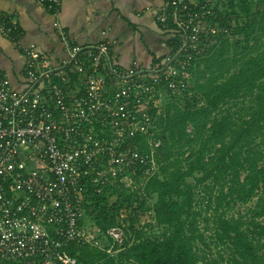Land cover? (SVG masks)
Wrapping results in <instances>:
<instances>
[{
	"label": "built area",
	"instance_id": "built-area-1",
	"mask_svg": "<svg viewBox=\"0 0 264 264\" xmlns=\"http://www.w3.org/2000/svg\"><path fill=\"white\" fill-rule=\"evenodd\" d=\"M55 16L62 0H37ZM217 0H169L157 14L178 41L172 51L144 68L117 64L112 43H75L58 20L67 58L60 66L35 43L24 45L28 88L13 89L0 73V257L22 264H80L72 246L107 253L124 231L111 226L104 247L94 226L82 224L84 192L101 193L110 184L132 188L143 169L147 180L159 170L163 146L158 127L168 96L191 83L196 56L230 35L234 22L220 18ZM0 32L19 39L5 20ZM17 42V41H16ZM143 140L146 150L132 145Z\"/></svg>",
	"mask_w": 264,
	"mask_h": 264
},
{
	"label": "trees",
	"instance_id": "trees-1",
	"mask_svg": "<svg viewBox=\"0 0 264 264\" xmlns=\"http://www.w3.org/2000/svg\"><path fill=\"white\" fill-rule=\"evenodd\" d=\"M216 2L217 20L233 21L234 27L230 35L192 60L190 87L170 96L166 116L157 122L163 140L157 156L159 170L143 184L144 193L155 194L156 201L147 208L142 194L118 183L101 193L87 185L85 216L89 213L93 226L104 232L121 227L125 238L115 241L116 255L98 247H70L80 264H199L204 260L197 251L198 242H204L202 213L194 206L195 183L189 178H197L199 184L213 180L220 187L227 179L226 196L241 201L253 197L256 190L264 193V0ZM228 102H234L237 112L222 109ZM240 102L246 107H240ZM132 145L147 149L143 140ZM187 145L192 146L190 151H182ZM122 208L129 212L126 228L116 220ZM147 210L153 211L154 223L163 228L159 234H148L147 227L140 226V216ZM81 222L85 225V218ZM203 222L206 227L211 220L205 216ZM215 224V239L229 246L227 264H264L259 245L239 219L219 217ZM254 225L264 236V224ZM0 264L22 263L0 257Z\"/></svg>",
	"mask_w": 264,
	"mask_h": 264
},
{
	"label": "crops",
	"instance_id": "crops-1",
	"mask_svg": "<svg viewBox=\"0 0 264 264\" xmlns=\"http://www.w3.org/2000/svg\"><path fill=\"white\" fill-rule=\"evenodd\" d=\"M169 0H62L55 16L37 0H0V24L15 23L21 36L16 41L0 32V73L17 92L28 88L24 45L35 43L47 53L53 65L67 58L56 20L69 37L82 46L100 41L112 43V55L118 65L130 68L136 61L144 68L153 66L172 51L178 37L163 28L157 14Z\"/></svg>",
	"mask_w": 264,
	"mask_h": 264
},
{
	"label": "rangeland",
	"instance_id": "rangeland-1",
	"mask_svg": "<svg viewBox=\"0 0 264 264\" xmlns=\"http://www.w3.org/2000/svg\"><path fill=\"white\" fill-rule=\"evenodd\" d=\"M243 21L244 20H241V22ZM170 96L171 95L167 97L168 101L170 100ZM179 102L181 104L184 103V101L182 100H180ZM245 105L248 104L246 103ZM239 106L243 107L244 104L240 102ZM227 107H229L231 111L237 112L234 102H228L224 104L222 106V109H226ZM191 148H192L191 145L189 146L187 145L186 147H184L182 151H190ZM174 157L175 155L173 156V158ZM184 165L185 164H181V166ZM195 175L200 176L199 172H196ZM243 177L244 174L242 173V178ZM196 179H194L193 177L189 178L190 182L195 183L194 206L197 209V211L202 213L199 224H200V232L203 234L204 242H198L197 251L200 256L202 257L204 256L203 258L204 260L199 264H206V263L213 264V260L211 261V259L214 258L218 260L221 259L222 263H226V264L228 263L229 246L227 242L219 243L218 242L219 239L217 238L215 239V229H216L215 222L219 217H226V218L234 217L236 219H239L245 231L249 234L250 237H252L254 242L259 245L258 248L259 253H261L262 256L264 257V236H261L259 234V229L254 225L256 223L264 224V193H262L261 190H256V194L253 197H251L247 201H241L234 199L230 196H226V192L230 185L227 179L222 182L223 187L215 185L213 180H208L206 183L199 184V182ZM143 184H144V180L138 177L137 179H135V185H133L134 186L133 189H129V190H131L132 192L133 191L137 192L138 195L142 194V196H144L147 201L145 207L148 208L151 207V205H153V203L156 201V195L152 194L147 196L144 193ZM221 189L224 190L223 193H220ZM114 199L115 197H112L111 201H113ZM128 216H129V212L126 210V208H122L117 213L116 220L117 222H119L120 225L126 228L128 226V223L126 221V218ZM205 216H208L211 220L210 224L206 227L204 225L205 223L203 222V218ZM84 218H85L86 226L88 227L93 226V224L91 223L93 222L92 216L89 213L87 214L86 212V216H84ZM150 223H154L153 211L152 210L144 211V213L140 216L139 219L140 226L147 227V230H149L148 234H159L163 230L161 226H158L155 223L152 228L148 227V224ZM94 230L95 233H97L101 239V245H103L104 247L106 246L108 247L109 243L113 244L112 241H107L106 232L102 231L97 226H95ZM123 237L125 238V233ZM111 252H112L111 255H116L118 253V250H115L114 248V250H111Z\"/></svg>",
	"mask_w": 264,
	"mask_h": 264
}]
</instances>
